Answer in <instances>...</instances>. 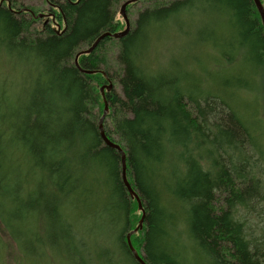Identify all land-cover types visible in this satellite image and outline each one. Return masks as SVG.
Instances as JSON below:
<instances>
[{"label":"trees","instance_id":"obj_1","mask_svg":"<svg viewBox=\"0 0 264 264\" xmlns=\"http://www.w3.org/2000/svg\"><path fill=\"white\" fill-rule=\"evenodd\" d=\"M149 1L156 5L137 12L125 36L104 37L78 57L81 69L99 72L86 75L74 57L101 35L119 32L115 8L125 0H46L57 11L54 21L64 25L60 32L49 20L41 23L37 11L17 8V0H0V50L34 76L18 108L6 111L0 99V224L24 257L64 253L74 264H87L67 215L98 195L95 228L112 234L120 220L123 228L115 234L138 264L125 244L139 221L137 204L122 182L118 152L103 143L98 129L103 106L95 86L103 82L102 72L112 82L110 58L122 96L112 84L103 130L125 153L126 178L145 211L132 247L146 264H264V126L223 99L232 88L255 87L258 78L249 82L251 74L255 79L264 70V27L256 8L252 0ZM204 4L212 5L226 34L199 41L213 43L231 67L239 66L218 78L225 97L189 87L191 72L145 75L140 61L152 19ZM45 138L57 143L58 160L48 158ZM165 196L174 208L163 205ZM217 200L224 202L220 208ZM37 229H46V236ZM139 233L140 253L133 242ZM183 235L178 250L174 244Z\"/></svg>","mask_w":264,"mask_h":264},{"label":"rangeland","instance_id":"obj_2","mask_svg":"<svg viewBox=\"0 0 264 264\" xmlns=\"http://www.w3.org/2000/svg\"><path fill=\"white\" fill-rule=\"evenodd\" d=\"M54 1V0H53ZM62 2V0H55ZM175 0H171L172 2ZM183 1V0H182ZM142 0L133 3L132 6L127 7V14L131 24V30L134 28V22L137 18V12L141 10L152 8L153 1ZM17 8H29L37 11L43 18L39 19L44 24L49 22L55 30L60 32V29L64 26L63 23L57 24L54 20L57 15V11L51 9L47 5L46 0H17L15 2ZM204 8L201 9H187L177 10L173 14H170L164 19L155 17L152 19V23L149 26L152 28L151 36H148L144 28V43L146 45V52L144 56L140 57L142 61V67L144 73L149 75L166 74L168 72L178 73L191 72L193 76L187 74L189 79L187 82L189 87H194L202 93H208V95H215L225 97L222 94L227 93L224 89L221 90V82L218 78L225 76L226 74H235L239 71V66L231 67L232 64L225 61L220 52L213 48L211 42H201V36L212 35L210 39L214 37L215 41L219 39L224 31L219 28L221 21L216 19V16L212 13V5L204 4L200 5ZM120 5L115 8V23L118 24L117 31H124V22L120 16ZM47 20V21H46ZM155 21V22H153ZM147 28V27H146ZM206 30V31H205ZM226 34H222L223 36ZM111 47V46H110ZM114 47H111L112 49ZM108 49L107 52L110 50ZM109 55V54H108ZM112 58V57H111ZM115 59V57H113ZM108 75L113 84V92L118 96H122L121 88L118 85V71L115 64H112L113 60H109ZM74 63V62H73ZM177 64V66H175ZM79 65V64H78ZM17 61L11 60L0 50V99L3 101V109L7 111V108H18L19 100L24 101L26 99V92L28 91V84L34 78L31 73L25 72L23 68L16 67ZM75 66V65H74ZM234 68V69H233ZM96 73H99L95 71ZM253 74L250 76L249 82L258 78V84L255 87H249L250 90H244L242 88H232L229 96L223 98L227 103L233 106L236 110H239L241 114L247 117L248 120L262 121L264 126V70H261V77H255ZM215 76H218L214 79ZM215 80V81H214ZM106 81L103 79L101 84L95 86V95L103 106L102 95L100 88ZM186 84V85H187ZM208 89H211L209 91ZM220 91H217V90ZM242 89V90H239ZM237 90V91H236ZM239 90V91H238ZM222 91V92H221ZM233 92V93H232ZM236 92V93H235ZM107 91L104 90L103 95H106ZM106 99V98H105ZM108 105V104H107ZM97 113V111H96ZM261 132V131H260ZM263 136L261 135V144L264 146V131L262 128ZM13 158L17 157L20 160L24 158L19 153H13ZM24 162V161H23ZM26 164L23 163V170L25 171ZM98 195H94L91 198V204L84 206L82 204L74 205L72 211L68 212L69 221L73 223L75 235L77 237L80 250L85 253L87 264H132V260L128 257L125 251H123L124 241L123 238L119 239V236L115 233L119 232L123 228V223L117 221V224L113 225L114 233H110L106 224L104 231H99L95 228V224L98 220L95 219V215H100L101 208L99 203H94ZM165 196L163 205L168 202L170 207H175V202L168 199ZM223 201H216L214 205L220 208L223 205ZM100 213V214H99ZM135 216L138 219L141 216L138 208L135 211ZM100 218V217H98ZM105 221L103 218H101ZM137 223V220H135ZM138 224V223H137ZM139 231V230H138ZM37 233L46 236L45 231L37 229ZM140 233L136 235V239L133 240L138 252L141 250V237ZM184 235L181 236V240L175 242L176 248L179 250L178 245L185 242ZM77 246V244H75ZM82 245V247H80ZM193 255V250H187ZM122 259H120L121 255ZM109 263L106 262V260ZM0 264H74L72 260L64 253L62 256H58L53 253L40 254L36 261H33L29 257H24L21 252L16 248L10 236L6 233L2 225L0 224Z\"/></svg>","mask_w":264,"mask_h":264},{"label":"bare ground","instance_id":"obj_3","mask_svg":"<svg viewBox=\"0 0 264 264\" xmlns=\"http://www.w3.org/2000/svg\"><path fill=\"white\" fill-rule=\"evenodd\" d=\"M138 1H142V0H136V1H134V2H129L128 4H127V6L129 5V4H133V3H135V2H138ZM252 2H253V0H252ZM260 2V1H259ZM125 3V2H124ZM124 3L122 4V6L124 5ZM253 4H254V2H253ZM260 5H261V3H260ZM122 6H121V8H122ZM254 6H255V4H254ZM262 7V6H261ZM121 8H120V16H121V18H122V20H123V22H124V31H121V32H118V33H114V34H120V33H123V32H125V30H126V22H125V19H124V17H123V15L121 14ZM127 7H125V9H124V16H126L127 17V15H126V9ZM255 8H256V6H255ZM256 11H257V9H256ZM263 11H264V9H263ZM257 13H258V11H257ZM258 15H259V13H258ZM38 17H42V15H39ZM259 18H260V16H259ZM127 20V22H128V31H127V33L129 32V30H130V22H129V20H128V18L126 19ZM260 22H261V24H262V26H263V22L261 21V18H260ZM264 27V26H263ZM126 33V34H127ZM105 34H109L108 36H106V37H109V38H113V37H111V35H114V34H110V33H105ZM125 34V35H126ZM125 35H123V36H125ZM122 36V37H123ZM122 37H120V38H122ZM99 38V37H98ZM97 38V39H98ZM96 39V40H97ZM113 39H119V38H113ZM95 40V41H96ZM95 43V42H94ZM93 43V44H94ZM93 44H92V46H93ZM91 46V47H92ZM90 47V48H91ZM90 48H88V49H86V50H82V51H80V52H78L77 54H76V56L74 57V65H75V67L80 71V72H82L83 74H86V75H93L94 73H96L95 71H86V70H83V69H81L80 68V66L78 65V57L80 56V55H87V54H89V53H84L85 51H87V50H89ZM86 72H90V73H86ZM101 75L104 77V79H105V81L107 82V85H104V86H102L101 88H100V92H101V95H102V102H103V113H102V116H101V118H100V121H101V128H102V131H103V134H104V130H103V119L106 117V115L108 114V112H109V109H108V105H107V102H106V99H105V95H103V93H104V90H106L107 92H109L110 90H111V88H112V82H110L109 81V79L106 77V75L102 72L101 73ZM108 86H110L109 88H108ZM99 123H98V129H99ZM99 132H100V130H99ZM105 135V134H104ZM106 137V136H105ZM106 139L107 140H109L107 137H106ZM102 140V139H101ZM110 141V140H109ZM111 142V141H110ZM104 143V142H103ZM111 143H113V142H111ZM113 144H115V145H117L118 147H119V149L122 151V149L120 148V146L118 145V144H116V143H113ZM114 150H116V149H114ZM117 151V150H116ZM118 152V151H117ZM122 153H123V155H124V158H125V177H126V157H125V153L122 151ZM118 154H119V156H120V165H121V155H120V153L118 152ZM121 173H122V165H121ZM126 181L128 182V180H127V178H126ZM123 182V181H122ZM129 184V183H128ZM129 186H130V184H129ZM130 188H131V186H130ZM126 189V188H125ZM131 190H132V188H131ZM126 191H127V189H126ZM133 191V190H132ZM127 193H128V191H127ZM133 193L138 197V195L133 191ZM128 195L133 199V200H135V198L134 197H132L129 193H128ZM138 199H139V197H138ZM140 200V199H139ZM135 202H136V200H135ZM140 203H141V201H140ZM136 204H137V208H138V210H139V212L141 213V216H140V219H139V221H138V224H137V226L135 227V229L133 230V231H131V232H129L128 234H126V236H125V244H126V246H127V248L129 249V251H130V253H131V255H132V257L134 258V260L138 263V264H146L144 261H143V259H142V257L141 256H139L138 255V253L135 251V249L132 247V245H131V243H130V237H131V235H133V234H135L138 230H141L142 229V227H143V223H144V219H145V211H144V209H143V207H142V204H141V207H142V209H140L139 208V206H138V203L136 202Z\"/></svg>","mask_w":264,"mask_h":264},{"label":"water","instance_id":"obj_4","mask_svg":"<svg viewBox=\"0 0 264 264\" xmlns=\"http://www.w3.org/2000/svg\"><path fill=\"white\" fill-rule=\"evenodd\" d=\"M134 1H136V0H131V2H134ZM253 2H254V4H255V6H256V9H257V11H258V13H259V16H260L261 21L263 22V26H264V11H263V8L261 7L259 0H253ZM124 9H125V7H124V5H123L122 8H121V14L123 15V17H124V19H125V16H124ZM125 22H126V30H125V32L120 33V34H114V35H111V37H113V38H120V37H122L123 35H125V34L127 33V31H128V22H127L126 19H125ZM108 35H109V34H103V35H101V36L95 41V43L93 44V46H92L89 50L85 51L84 53H89V52H90V51L96 46V44H97L101 39H103L104 37H106V36H108ZM86 73H90V72H86ZM109 87H110V86H108V88H109ZM99 124H100V125H99V130H100L99 135H100L102 141L104 142V144H105L106 146H108L109 148H111V149H116V150L120 153V155H121V165H122L121 178H122V181H123V184H124L125 188L127 189L128 193H129L132 197L135 198L136 202L138 203L139 208L142 209V207H141V203H140V200H139L138 197L133 193V191L131 190V188H130L128 182L126 181V177H125V158H124V155H123L122 151L119 149V147H118L117 145L111 143L109 140L106 139L105 135L103 134L102 128H101V121H100V120H99Z\"/></svg>","mask_w":264,"mask_h":264},{"label":"snow or ice","instance_id":"obj_5","mask_svg":"<svg viewBox=\"0 0 264 264\" xmlns=\"http://www.w3.org/2000/svg\"><path fill=\"white\" fill-rule=\"evenodd\" d=\"M129 2H131V0H125L124 7H127V4ZM162 8L164 11L170 10V8L167 5H162ZM125 19H127L126 16H125ZM44 146H46L49 149L47 152V156L49 159L55 161V160H58L60 158L58 153H57V150H56L58 145L55 141L49 142V140L47 138H45Z\"/></svg>","mask_w":264,"mask_h":264}]
</instances>
